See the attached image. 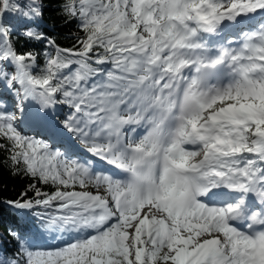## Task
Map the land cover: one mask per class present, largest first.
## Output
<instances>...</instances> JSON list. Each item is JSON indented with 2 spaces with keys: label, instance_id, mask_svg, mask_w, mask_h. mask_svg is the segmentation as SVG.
Here are the masks:
<instances>
[{
  "label": "snow or ice",
  "instance_id": "1",
  "mask_svg": "<svg viewBox=\"0 0 264 264\" xmlns=\"http://www.w3.org/2000/svg\"><path fill=\"white\" fill-rule=\"evenodd\" d=\"M0 167V264H264V0H0Z\"/></svg>",
  "mask_w": 264,
  "mask_h": 264
},
{
  "label": "trees",
  "instance_id": "2",
  "mask_svg": "<svg viewBox=\"0 0 264 264\" xmlns=\"http://www.w3.org/2000/svg\"><path fill=\"white\" fill-rule=\"evenodd\" d=\"M48 15L55 19L57 14L55 12H50L48 13ZM56 23L59 25L60 21L56 19ZM59 30L61 31V33L67 34L69 32H75V26L74 25H68L67 27L61 26ZM25 183H27V181H22L19 178L11 177L6 169L0 167V186L6 185V188L3 191V193H0V195H2L3 197L14 196L15 192L19 191ZM12 219H13L12 210L4 205H0V233L5 232L6 227L11 224ZM8 247H11V245H8Z\"/></svg>",
  "mask_w": 264,
  "mask_h": 264
}]
</instances>
